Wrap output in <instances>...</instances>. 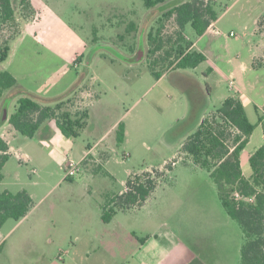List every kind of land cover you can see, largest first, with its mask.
Masks as SVG:
<instances>
[{
	"label": "rangeland",
	"instance_id": "rangeland-1",
	"mask_svg": "<svg viewBox=\"0 0 264 264\" xmlns=\"http://www.w3.org/2000/svg\"><path fill=\"white\" fill-rule=\"evenodd\" d=\"M29 1L28 7L22 0H13L14 23L0 25V47L6 43L10 46L9 58L0 63V73H13L18 80L16 88L0 97L1 117L15 114V98L23 94L18 88L24 83L54 95L78 81V70L79 86L94 95L86 104H94L88 109V129L70 141L75 143L74 159L87 143L99 142L116 123L125 125L126 138L118 145L113 141L115 132H109L107 152L89 156L84 166V161L79 162L81 171L70 181L65 165L70 152L66 147L55 149L53 141L50 149H41L40 137L30 141L18 135L12 147L21 156L10 158L0 191L16 194L25 190L35 195L36 204L65 198L64 223L69 222L72 228L81 214L102 213L100 205L124 193L130 176L158 170L159 185L146 209L118 212L120 225L111 227L115 233L106 236L126 249L101 247L97 254L106 264H126L133 253L132 246L125 243L132 236L125 235L127 230L142 237L140 226L154 222L146 229L158 226L161 233L170 229L180 232L189 250L207 264H241L237 251L244 242L243 231L227 215L209 173L195 166L183 146L195 129L198 111L201 117L212 114L228 97L241 95L231 89V82L262 109L258 114L253 104L247 107L250 122L256 125L259 116H264V0H206L218 16L216 34L209 33L199 44L201 49L207 47L209 60L187 70L170 65L175 62L171 50L181 31L175 17L167 14L179 2L191 0L167 2L152 9L143 0ZM151 33L163 44L155 54L151 52L157 44L150 41ZM184 36L187 42L199 39L190 26ZM167 52H172L171 57ZM138 54L139 62H130ZM152 67L165 73L161 80L156 79ZM64 70L58 76L57 72ZM190 79L198 80L209 92L204 102L195 105L194 113L193 97L201 95L196 93L195 83L189 85ZM79 101L74 97L66 100L64 110L82 111L75 108ZM55 131L63 136L56 127ZM263 144L259 125L243 158ZM24 153L30 155V162L21 160ZM102 162L106 164L99 165ZM136 210L141 212L122 215Z\"/></svg>",
	"mask_w": 264,
	"mask_h": 264
},
{
	"label": "trees",
	"instance_id": "trees-1",
	"mask_svg": "<svg viewBox=\"0 0 264 264\" xmlns=\"http://www.w3.org/2000/svg\"><path fill=\"white\" fill-rule=\"evenodd\" d=\"M143 1L148 9H152L176 0ZM22 2L30 6L29 0ZM13 5V0H0V25L14 23L16 13ZM167 17H175L181 31L177 44L171 50L175 54V62H171V67L177 70L196 69L205 63L206 56L192 50L193 43L186 41L184 31L190 26L197 36H203L218 19L214 6L207 4L206 0L179 2L168 12ZM159 35L160 30L157 33L158 38ZM150 41L157 44L152 54L162 49L163 44L161 41H155L152 33ZM172 52H167V56L171 57ZM9 54L10 46L6 43L0 47V63L7 61ZM152 70L157 80L165 74L154 71V67ZM195 84L196 93L201 96L193 97L192 113L195 112V105L204 102L209 93L202 91L199 83ZM17 86L18 82L12 74L0 73V97L4 92ZM48 103L46 101L45 104ZM17 104L16 112L10 116L8 122L26 139H34L41 127L49 122H54L58 130L71 139L78 138L87 126V111L72 113L64 110L63 102L55 106L45 105L36 99L20 95ZM256 111L259 114V110ZM200 114L199 111L195 114L196 117L197 115L200 117L195 121V129L187 138L183 150L192 158L195 166L209 173L227 215L240 225L244 234L241 264H264V144L249 159L251 177L244 176L241 164V155L259 125L262 126L264 133V116H259L256 125L252 124L238 97L226 99L219 109L206 115L203 120H201L203 115L201 117ZM5 122H0V126ZM125 136V125L120 123L116 132V143L124 144ZM10 157L9 145L0 137V183L3 180L4 167ZM87 160L82 163L83 166ZM159 177L158 170L130 176L125 192L102 206V221L108 224L120 211L143 207L158 187ZM67 180L73 179L67 177ZM32 208L33 199L27 191L23 190L16 194L9 191L0 192V230L10 220L20 221L25 218Z\"/></svg>",
	"mask_w": 264,
	"mask_h": 264
},
{
	"label": "crops",
	"instance_id": "crops-1",
	"mask_svg": "<svg viewBox=\"0 0 264 264\" xmlns=\"http://www.w3.org/2000/svg\"><path fill=\"white\" fill-rule=\"evenodd\" d=\"M215 28L216 22H214L206 31V33L199 37L196 42H192L191 39H189V41L193 43L192 50L204 54L207 58V61L209 60V51L207 47L201 49L203 46L199 47V44H201L203 40L208 37L209 33L216 34ZM73 67L76 68V70L78 69L77 65H74ZM209 70L213 71V69ZM63 72H65V70L58 71V76H62ZM10 74H12L15 79L17 78L13 73ZM76 77H78V81L76 80L71 88L66 87L54 95L48 94V92L39 91L40 89L38 86L35 87L32 83H24L23 87H19L18 90L19 92H23V94H20L22 96H28L30 98L36 99L42 104H45L47 101L49 103L45 105L52 106L59 102H65L66 100L74 97L80 99L75 108L82 111H87L88 113V109L90 110L94 103H90V105H88L86 102L88 100H93L94 95L90 91L82 89V87L79 86L78 70L76 71ZM192 83H199L202 86L198 80L196 81L194 79H190L189 85H192ZM230 87L241 94L238 98L241 99L246 112L247 107L251 104L255 106L256 110L262 111L260 106L257 105L255 101L251 100L247 95H245L238 87L235 86V84L234 87L231 85ZM202 89V91H204L203 87ZM29 94L38 97H32ZM19 98L20 97L15 98L17 103ZM95 98H97V96H95ZM60 99L62 100L56 102ZM68 111L73 113L71 110ZM10 116L7 115V120H3L4 117L2 116V118L0 115V122L6 121L0 126V137L8 143L9 155L11 157L12 155L17 157L21 156V154L14 150L12 147V141L16 139L18 135H21L13 128L12 125L9 124L8 119ZM205 117L206 115L203 116L201 120H203ZM89 119L90 115L88 113L87 126L81 131V135L85 132V130L88 129ZM119 124L116 123L115 125H112L110 127L111 130L108 129L109 131H107L108 133L106 132L104 137L106 138V135L108 136L109 132L113 131L115 132L113 141L116 142V132ZM55 127L56 125L54 122L45 123L39 130L36 137L38 136L40 139H42L41 149H50L52 145L55 149L66 147L70 153L69 155H66L67 160L65 165L67 164L68 160L83 162L91 155L92 157H96L98 152H107V147H105L107 144L105 145V142L108 138L105 139L103 137L101 140H99V142H95L94 145L87 143V145L84 146L85 150L82 152V154L76 157L77 159H74L75 157H73V147L75 143L70 141L75 139L67 138L63 134V136H59V134L55 131ZM56 129L58 128L56 127ZM23 139L26 138L23 137ZM34 139L26 140L31 141ZM53 141H55V143ZM50 143L54 144L51 145ZM245 150L241 155V164L244 176L249 178L252 176V170L249 173L248 169H251L249 159L254 153L249 155L247 158H243ZM22 156L28 157V161L26 163L30 162L29 154L24 153ZM102 164L104 165L106 162H102L99 165ZM33 172L37 173L36 170ZM29 195L33 199V208L29 214L20 221H8L0 230V264H106L105 258L102 255L97 254V251L100 250L101 247L107 248L112 246L111 250L116 248V250L119 249L122 251L126 249L123 244L120 245L119 242L114 244L112 239H108L106 237L107 235H110V233H115L111 227L120 225L118 222L120 218L118 213L108 224H105L102 221L101 212H97L99 215H96V213H83L81 214V217H79V220L73 223V227L70 228L69 222L66 221L64 223V209L66 204L65 198L59 196V201L57 200L46 203L40 201L38 204H36L34 201V198H36L35 195ZM148 203L143 206L141 210L144 211L148 206ZM44 204V208H41L40 206ZM100 208H102V205H100ZM141 210H136L132 214L123 212L122 215L135 216L136 213L141 212ZM153 223L154 222H145L140 226V229L143 230L142 237L138 236L135 231L130 233L127 230V234L125 235L129 237L132 234V236L127 238L125 243L132 246L131 250H133V253L129 255V259L127 260L126 264H207L205 261L199 259L195 253L189 250V244L185 238L182 237L180 232L176 233L174 230L170 229L169 231H164L161 233L162 231L159 230L158 226L156 229L152 228V230H147L146 226L151 227ZM116 241H119V239ZM122 241L123 240L120 238L121 243H123ZM241 248L242 245H240L237 251L240 258V263ZM236 264H238L237 261Z\"/></svg>",
	"mask_w": 264,
	"mask_h": 264
},
{
	"label": "built area",
	"instance_id": "built-area-1",
	"mask_svg": "<svg viewBox=\"0 0 264 264\" xmlns=\"http://www.w3.org/2000/svg\"><path fill=\"white\" fill-rule=\"evenodd\" d=\"M235 34H232V36H234ZM232 87H234V83L231 82L230 84ZM25 162L28 161V157L27 156H23L22 157ZM81 164L79 162H75L74 160H68L67 165H66V175L69 178H74L76 176L79 175L80 171H81Z\"/></svg>",
	"mask_w": 264,
	"mask_h": 264
},
{
	"label": "water",
	"instance_id": "water-1",
	"mask_svg": "<svg viewBox=\"0 0 264 264\" xmlns=\"http://www.w3.org/2000/svg\"><path fill=\"white\" fill-rule=\"evenodd\" d=\"M141 59V54H138L135 58H133L130 62L132 63H137L139 62V60ZM6 117L3 118V120H7V115H5Z\"/></svg>",
	"mask_w": 264,
	"mask_h": 264
}]
</instances>
